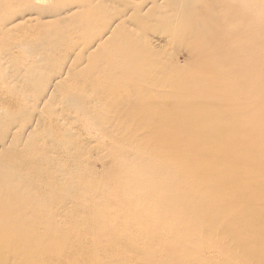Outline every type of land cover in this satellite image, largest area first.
I'll return each mask as SVG.
<instances>
[{"label":"rangeland","instance_id":"rangeland-1","mask_svg":"<svg viewBox=\"0 0 264 264\" xmlns=\"http://www.w3.org/2000/svg\"><path fill=\"white\" fill-rule=\"evenodd\" d=\"M257 2L258 0H43L39 2H36L34 0H0V50L2 49L7 50L5 56L1 60L2 63H0V73L3 72L4 74H7L6 75L7 79H9L8 77H10L12 74H15L16 76L17 71L19 75L18 78H17L18 75L15 77V83L13 82L12 84L11 83L6 84L7 82L0 78V124H1L0 132L2 131L1 132L2 134L0 133V136H2L4 133L5 134L8 133V135L6 136V138L7 137L8 138L7 139L4 138L3 140L6 141L5 145L7 146H5V149L3 150H1L0 148V174L1 175L4 174L2 177H0V179L3 181L6 178V180L8 181L7 174H9V172L14 174L15 185L17 182L16 186L19 185V188L17 187L18 190L16 187L14 188L16 189V192L15 195L13 196V199L15 198V200H18L17 197H20L18 193L23 195L25 193V190L27 189L28 191L29 190L28 188L30 187V190L34 192V193L32 192V194L33 196L35 195L33 197V200L35 201L34 198L38 194L39 195L36 197V199L42 197L43 195L40 196V194H45V191L47 193L49 192L50 189L49 185L50 187L53 185L56 186L57 187L56 192L54 193L50 191L49 193L51 195H49L48 193L50 198L49 199L47 198L46 200L44 199L45 202H47V200L48 201L51 200L50 202L51 206L49 205L50 207H47L45 212H48L50 210L51 212H55V210H57L56 208L59 207L60 205L61 207L68 209L66 211L64 210L66 213L73 212L74 219H68V220L63 219V217L61 216L63 215V213L60 214L61 218L58 215H56V217L54 215L53 216V221H55L54 225L55 223L59 224L58 229L59 228L62 229L66 226V228L62 229L64 232L65 231L73 232L74 237L72 238L68 237L67 239L70 238L71 240L72 239L82 240V242L80 243L78 241L77 244H75L76 242L71 243V245L68 244V246L66 247V249L68 248L67 251L74 252L76 251V249H79L80 247L83 248L84 245H85L84 249H86L88 248V246L86 247V242H88L87 245L89 244V242L91 243L89 244V248L92 245L93 247H96V250H102L101 246L97 244L95 245V243L99 244L100 243L99 240L101 239L105 240V238H107L111 240V242L108 245L112 247L108 248L109 252L104 251L107 258V262L105 264H123L124 258H119L121 257V255L125 256L129 260L127 264H154V261L156 260L157 256H159V254L162 251L165 255L163 259L161 257V260H163L161 264L170 261L169 258L177 257V255H178L177 258L179 259L181 258L179 260L181 264H183L182 263L183 260H185V262L189 264L190 261L188 256L187 257L185 256L186 254L178 252L175 248L173 250L170 249L171 251H168L169 248L167 246L165 247L161 243V238L165 236H166L165 238L167 239L170 237H173L174 240L179 239L174 237V234L175 236H178L177 232L179 230L176 232L177 234L175 232L172 231L170 232V230H168L166 231L167 233L166 235L159 236L160 237L159 239L154 240L155 242H152L151 239L153 237V234L150 231L156 229H158L159 231V229L162 228V225L159 226V223L156 219H151L148 221V226L150 227V229L147 232L143 233V238L136 240L137 241L136 245L140 247L141 251L140 252L136 250L131 251L129 249V244L135 240L132 241L130 239L129 236L130 233L125 234L122 232L121 235V233L117 232L116 229H114L115 231H111V232L118 233V235L107 236V235L99 234V231H102L101 229L103 225L101 223L102 221H105L106 223L105 225H109L107 219L102 220L103 219L102 214L113 213L112 211L113 209L111 208L106 209L103 207V209L98 210L96 208H93L94 205L90 203L91 200L90 198L84 199L82 197L83 200H85L84 204L79 203L78 201L76 202L70 201L72 198H78V195L81 196L79 193H83L86 190L94 191L96 193L95 195L98 196L97 200L96 199L94 200L99 201L106 194V190H107L106 182L108 180L110 179L112 180L116 176L123 177L125 175L128 176L131 175V173H121L120 171H113L116 166V158L119 155L116 156L113 155L112 148L108 146L110 140L105 138L104 137L105 134L102 133L104 132L103 126H105L104 125L105 116L101 112L98 115L89 114L86 107L82 106L81 97L83 94L84 96L86 95L90 99H93L95 101H100L102 96H106L107 94H109L113 97L117 96L119 99H123L124 97L127 96V94L142 93L146 88L148 89L145 93L147 95H151L155 91L154 89H160L163 87L161 90L164 93H170L172 95H177V96H184V94L186 95L188 93L190 96H192L193 102L195 104L194 105L190 104L188 108L192 109V111L196 110L195 112L196 114H198L197 109L199 110L201 109L202 110V111L200 110L201 113L207 112L206 115L202 114L199 115L198 117L199 118L203 117L204 119V120L202 119L203 125L207 127L210 126L212 128V129L210 128V131L204 130L202 134L209 135L210 138H214L215 141L214 143H223L226 138L225 136H228L229 132L235 133L234 131L235 127L233 126L232 121H235L234 122L235 124L236 123L243 124L245 122L246 123L248 122L247 124L250 126H253L255 124L253 126L254 128L253 127L252 128L253 129L257 128L259 130L258 132H260L261 130V135L263 136L262 138H264V133H263L264 131L262 132V130H264V57H263L264 56L263 55L264 54L263 53L264 14L262 13L263 16L260 13H259L260 16H257L258 13L255 14L254 16H252V14H249V16L247 15L245 17L244 15L246 14H241L238 10L240 7L247 10L249 9V11H252V9H254L255 11L257 9ZM154 3H156L158 6L155 5ZM240 11H242V9ZM118 18H121V20L129 19L131 20V22L129 24V21L126 20L128 25L125 24L126 29H124L117 25ZM127 26L129 28V33L134 35L133 36L134 43L132 44H131L132 41H128L126 39V36L128 34L126 32V30H128ZM109 27L113 29L115 32L114 39L110 44L105 45L104 48H102L103 50L102 49L99 50L98 52L99 62L92 65L94 68L98 67V64L100 65V61H101L100 59H103V56H105L104 58H106L107 56L110 55L115 56L119 54L121 56H124L129 52H130L129 54L133 53L131 49L133 46H135L136 43L141 49H144L143 47L144 44L145 49H148L149 51L151 50L154 53L155 59H157L156 60L157 62L155 61V64L157 65L159 64V67L155 65L156 67H158V69H156L155 66L148 64L149 63L148 59L147 61H145L146 59L141 60V61H145V63L141 62L142 64H140L139 63L140 61H138V64L140 65L134 63L135 59H133L134 61L132 60V62L134 64V67L138 65L139 68L137 67L136 68L137 70H141L142 74L140 75L141 78L138 80L135 79L139 74L133 76L130 79H126L127 82L130 80L135 81L134 85H132L130 89H128L129 90L128 93L127 90L120 89V87L126 86V82H124L123 84V81L114 79L113 75H111L109 81L105 80L103 77L94 81L93 77L91 79L85 80L84 75L80 76L81 74H78L77 77L79 76V78L78 80L74 81L72 87H68L63 91L58 89L54 91L50 97L43 98L36 102V96L38 95L40 96L42 94L45 85L49 84L48 88H51L50 87L52 85L51 82H53V80L56 79L54 77L56 76L54 75V72L58 70L56 72L57 76L59 75L58 73L59 71H62L63 73L66 72L67 71L66 65L68 66V63L70 62L72 63L75 60L76 56L79 54V52L88 53L91 52V50L95 49L97 46L98 39L105 34L102 31V29L104 30ZM125 41L127 43H125ZM23 47L24 48L26 47V50L29 49L27 51L28 53L31 54L33 53V56L31 58V60L33 61L32 63L31 62L29 63V61L31 60L23 59L25 57L24 54L26 55V50H24ZM261 53L262 56H260ZM19 54L21 56H19ZM36 55H38L39 57L37 58V61H39L38 64H36L37 61L36 63H34L33 60V58ZM27 56L28 55H26L25 58H28ZM131 57H124L125 60L123 59V61L121 62L117 60V62L119 63L118 67L127 66L128 69V65L129 66L131 65L129 63L131 62L130 61ZM26 60H28V62ZM30 64H32L31 67ZM87 64H89L90 66L89 60H87L86 63H84L79 68H77V72L80 73L79 71H81L82 68L87 67ZM23 67H25L24 68L25 70L23 69ZM61 67L64 70L63 69L61 70ZM163 69L165 70L164 72H162ZM108 70H109V66L105 73L111 74V71ZM158 70L159 72H156ZM100 72L101 71L98 72L97 68L93 71V73H100ZM3 73L1 74L4 75ZM20 77L23 78L20 79L21 81L19 80ZM173 78L174 80H172ZM176 78L180 79L179 82L182 83V85L179 84L177 86ZM26 80H27V84L25 83ZM32 80H34V82H32ZM22 83L23 84L25 83V85H21ZM36 83L39 85L42 84V86L37 87ZM104 84L107 86L110 84L117 85L120 90L117 91L116 90L117 88L115 89L112 88L113 90L111 92L104 93L105 90H103V88L100 86ZM128 84L130 83H127V85ZM157 84H159L158 87ZM186 86L190 88V89L187 88V91L189 92L184 91V88ZM192 88L193 90H195V92L192 90ZM196 89L198 90V92L196 91ZM202 89L203 91H201ZM49 90L50 89H48V91ZM70 91L78 94L77 97L73 99L70 98L71 97L69 96ZM196 93L197 94L199 93V95H197ZM229 94L231 95L229 96ZM215 95L217 96L215 97ZM211 96L214 100L211 98ZM231 96L234 98V103L232 102L233 98ZM108 97L110 98V96ZM150 97L151 96L145 98L147 99L146 102H150L149 100ZM225 98H226L225 100L226 102H221V100ZM45 99L47 100L45 101ZM175 99H176L175 97H171L172 103L175 101ZM236 99L240 100L241 103L240 101L238 102V100ZM163 101L167 102V98H164ZM200 102H203L204 104L199 106ZM74 105H77V110H75L77 111V114H75L76 117L79 115V117L77 118H80V120L82 118L84 120L85 117L86 119L85 122L87 121V123L84 124L85 125L87 124L86 126L89 127L87 128V130L84 124L83 125L85 127L81 125L83 120L81 122L78 119V122H80L78 123L76 117L73 115L74 114L72 113V111L74 110L73 108H76V106ZM78 107H80V109L83 112L82 111L79 112ZM217 107L219 109H217ZM234 107L237 110L236 109L232 110L234 109ZM149 108L152 110H156L157 112L160 113L163 110H165L167 106L164 107L159 103H153L151 106H149ZM144 109L145 108H143V110ZM168 109L169 108H167L166 110L168 111ZM238 110H241L239 111L241 114L238 113ZM99 111L100 109H97L96 113ZM233 111L234 112L237 111V113L235 114V117L237 115L236 119L235 117H232V113L234 114ZM55 114L56 116H53ZM57 114L60 116H58ZM147 114L151 115L150 113ZM238 114L241 115V116L239 115L240 117H245V121L243 120V118L239 119L240 117L238 116ZM163 115H166V112H163ZM227 115L229 116L230 120L232 118L233 119L230 121ZM71 116L75 118L73 119V117ZM55 117H58L60 119V122H58L59 124L57 122L55 123V119H54ZM11 118L12 119L14 118L15 120L13 119L12 120L13 122H11L10 121ZM221 118H227V120ZM237 118L238 121L241 120V122L240 121L238 122ZM249 119L250 121H248ZM91 122L92 124H90ZM251 122L254 124L251 125L250 124ZM150 123L152 126L156 125L153 121ZM8 125L11 126L10 131H8L9 130ZM88 125H91L92 127ZM217 126L223 129L220 130V128H218ZM225 126L228 127V130ZM237 126L239 125H236V127ZM242 126L245 127L247 125L243 124ZM250 126L249 127L247 126L248 128H246V131H248V133L245 131L244 128L241 127L236 128L238 129L236 130V133L244 132V134L247 133V135H249L250 133L252 134V138H253V135H255L256 130H253ZM5 128L7 129L4 130ZM70 128L73 129L75 133L73 132L72 135H66V130ZM99 128L101 132H99L100 131ZM170 128H171V124L164 125L161 128H159V130H161L163 134L166 133L165 131H167L169 134L171 130ZM233 128L234 130L231 132V129ZM83 129L85 130L84 132ZM242 129H244V131L239 132V130ZM88 130L89 132H87ZM85 132L87 133L86 135H84ZM11 133L15 134L14 139H12L11 135L13 134ZM98 133L102 134V136L99 135ZM75 135L76 138L78 139L75 138L73 140ZM67 138L69 139V141ZM210 138H208L209 140L205 139V141L213 142V139L210 140ZM190 139L192 140L195 139L194 141H196L197 138H190ZM65 140L68 141L69 143L70 141L73 142L77 140L76 142L80 143V146H79V150L77 151L78 153L75 154L74 158H71L69 156L71 158L69 159L68 156L62 155L63 158L61 156L60 159L61 162L58 163L55 161L56 164L58 163L60 165L61 163L60 166L57 164L58 168L57 165L56 168L59 170L57 171V173L59 174L63 173L62 174L64 176V177L62 176L63 182H61L60 184L57 183L53 173H50L51 177L49 178V180L48 179L47 180L42 179L43 181L38 180L39 177L44 174L41 173L42 172L41 167L50 169V166H46V163L44 164L42 160L41 163L42 166L40 168L30 170V168L28 167L34 166V162L39 161V159H37L39 153L44 155V152L45 153L64 152L65 150L62 149L61 147L63 146ZM199 140L200 143H202V139ZM89 141H90L89 145L93 144L95 148L85 147V143ZM252 141L253 143L258 142L255 136L252 139ZM46 143L52 145V146L48 145L47 146L48 148L45 147L47 150L44 148V145ZM61 143L62 145L59 146ZM13 150L14 151L16 150L14 154L17 155V159L19 157V159L22 160L19 167L17 166L16 163L15 165L14 163H11L13 156L11 155L12 152L11 153L9 152ZM261 153L263 156L264 147ZM252 156L255 157L254 155ZM58 157L60 158V156ZM64 157L66 158V161ZM128 158L131 161H134L132 157L129 156ZM62 160H64L63 163ZM263 161L264 160H262V162ZM55 163H53V165ZM9 165L11 166V168L9 167ZM23 165H25V167ZM61 166L63 167L61 168ZM73 166L75 170L73 169ZM2 168L4 169L2 170ZM22 173L24 175H21ZM70 177L71 178L76 177L73 186L71 185V182H69L70 180L67 181L68 179H70ZM32 178L35 179L34 181H36L37 183L33 182ZM45 178H46V174H45ZM2 181L0 182V184H3ZM5 181H3L4 184ZM23 181L25 183L28 182L29 187H27V184H25ZM38 181H40L41 183ZM20 184L23 185L21 186ZM35 184L36 187L33 186ZM40 184L42 186H40ZM45 186L47 189L45 188ZM23 187L26 189H23ZM33 189H35V191ZM123 190H125V188ZM123 190L120 191L119 194H123ZM22 191L24 192L21 193ZM66 191H68V193L70 194H68ZM232 191L239 196L248 195L247 193L238 191L237 188ZM65 192L67 193V196ZM128 194L129 193H127L126 191V196ZM29 195H31V193H29ZM63 196L65 198H63ZM53 200L55 201L53 202ZM40 201L41 198H39L38 202ZM14 203L18 204L19 206L23 205L22 201L18 203L17 202ZM82 206L85 207L82 208ZM209 206L214 207L215 204L212 203L209 204ZM258 212L264 213V207H260ZM19 217L20 216L15 218H19ZM79 217H85V222L88 223V221H92V223H90L89 225H85L83 221L79 222L78 220ZM27 219L28 218L25 217L24 221ZM214 219L217 220V218ZM62 220H64L63 221L64 223L62 222ZM65 220H67L68 222L66 221L65 223ZM213 220L211 221L212 225H210L211 224L210 223L208 224L209 226L208 225L205 226V227L208 226L209 229L207 228L203 229V227L200 228L199 225V227L197 226L199 228L197 229V231H195L196 227L193 226L196 225V223L195 224L186 223L187 228L188 226L190 229L192 228V235L194 234L195 236L193 235V239L191 241H195L194 243L196 246L201 242L200 240L204 238L205 233L203 232L206 231V229L209 230L208 232H211L213 235L212 236L211 233L209 234L206 232V238L208 236H210V238L213 237L212 238L213 241L210 239L211 243L210 242L207 243L209 237L207 240L206 238H204L202 240V243L199 244L201 247H196L194 246V243H192L190 240L189 241L187 240L186 244L189 245L193 244V245L192 246L190 245L191 247L189 245H186L189 247H184V249L189 251L195 249L203 250L200 251L203 255V256L201 255V257L203 258L200 257L197 264H230L232 260L240 261L241 259L242 260L244 259V261L246 260L245 263L249 262L250 254L249 253L247 254L246 251L244 252L245 250L244 248L239 249L235 247L234 243L231 242L233 239H231V241L227 240L229 236H230L229 238H231L232 236V233H230L231 232L230 226L226 225V222H224L225 220L228 221L227 218L225 219L223 218L222 221L220 217V219L218 218L219 221L217 220L218 222H215L214 220V224H213ZM20 221L22 222L23 218ZM224 223L225 226H227V228L225 229L223 226ZM39 227H43V225L40 224ZM190 229L189 231H191ZM213 229L215 230V232ZM182 231L185 234H187L186 231L184 230ZM129 232H134V229L133 228L129 229ZM241 232L244 233L243 231ZM199 233L200 236L203 235L202 236L203 238L199 236ZM171 234L173 236H171ZM251 234L253 235V232ZM196 235L199 237H197ZM214 235L216 237H214ZM48 236L50 235L47 234L46 237ZM263 236L264 235H262V238H264ZM80 237H85L87 240L89 238L90 241L89 240L86 241V239L84 238L81 239ZM125 237L126 239H124ZM194 237L196 239H194ZM173 238L171 240H173ZM197 238H200V240L198 239V241L196 242ZM243 238L247 240H249L250 238L252 240L255 239V237L251 235L248 237L246 235V237ZM113 239H118V241L115 243L113 242ZM223 239L224 240L226 239L225 243L223 242L224 241ZM83 240H85L84 241L85 243L83 242ZM124 240L125 242H123ZM205 240L207 242H205ZM214 240L218 243H215ZM252 240L251 242L249 240L250 244L254 242ZM219 241L221 243H219ZM222 242L226 244L225 247L230 246L232 244L234 248L233 247L231 248L233 249L237 248L238 250H240V252H238V250L233 252L232 251L233 249L231 250L228 249L229 247H227V251L225 248L226 254L223 253L225 255L224 257L223 254L222 253L220 254L219 250H217L221 246V245L219 246V244H222ZM155 243L157 244L160 250L158 251L156 249L155 251H152L151 249H148L147 251V247ZM79 244H81L82 246H80ZM167 244L169 243L167 242ZM21 245L22 244H20L19 246L21 247ZM216 245H218L219 247L213 248V246ZM180 246H182V244ZM184 246H185V242H184ZM70 248H72L73 250ZM210 248L214 250L212 251ZM204 249H206V251ZM215 250H217L218 252H216ZM228 251H230L232 255L236 254V252L238 254H236L237 256L231 255V257L234 258L229 259L228 257L230 256L229 254L230 252ZM98 253H103V251H98ZM115 253H117L118 255ZM151 253L154 254L153 259L151 257L152 255H150ZM213 253L215 254V256ZM181 254L184 258L180 257ZM210 254L213 255L210 256ZM219 254L222 255L224 258L222 259ZM239 254L240 256H238ZM243 255L244 257L246 256L247 257L243 258ZM81 256L82 255H80L79 257ZM213 256L214 258L211 259L210 261L209 259ZM75 257L76 258H74L75 259L74 261H76V263L74 261L73 262L71 261L72 260L71 257H68L66 262H64L63 264L67 262L68 264L69 263L71 264V262L72 264H78L80 263V261L83 260L84 262L85 260L83 258L84 256L81 257L82 260L78 256ZM205 257L208 258L206 259ZM220 259L223 260L222 263L219 262L221 261Z\"/></svg>","mask_w":264,"mask_h":264},{"label":"bare ground","instance_id":"bare-ground-1","mask_svg":"<svg viewBox=\"0 0 264 264\" xmlns=\"http://www.w3.org/2000/svg\"><path fill=\"white\" fill-rule=\"evenodd\" d=\"M34 1L39 2V1H43V0H34ZM263 1L258 0L257 9L255 11H254V9H252V11H249V9L247 10V9L240 8V7L238 10L241 14H246V15H244L245 17L247 15L249 16V14H252V16H254L257 13H258L257 16H260V14L261 15H262V13L264 14V7H263L264 2ZM260 2L261 3L263 2L262 3L263 5ZM259 3H260V5H259ZM154 4L157 5L156 3H154ZM241 9H242V11H240ZM258 19H259V17H258ZM126 20H128L129 24H130L131 20H129V19H126ZM126 20H124V19L121 20V18H118L117 19V22H118L117 25L121 28L126 29L125 26L128 25ZM131 25H132V23H131ZM3 27H4V25H3ZM127 28H128V26H127ZM153 30H154V28H153ZM102 31L105 34L101 38L98 39L97 46L95 49L91 50V52H88V53L87 52H79V54L76 56L75 60L72 63L71 62L68 63V66L66 65V70H67L66 72L63 73L62 71H59L58 76L56 74V72L58 70H56L54 72V75H56L54 77L56 79L53 80V82H51L52 83V85L50 86L51 88H48L49 84L45 85L43 88L42 94L40 96L39 95L36 96V102L38 100L43 99V98L50 97L53 94V92L58 90V89L63 91L64 89H66L68 87H72V84H74V81L78 80V78H79V76L77 77L78 74H81L80 76L84 75L85 80L91 79L93 77L94 81H96L102 77L105 80L109 81L111 78V75H113L114 79L119 80V81L120 80L123 81V84H124V82H126V86L120 87V89H125V90H127V93H128V91H129L128 89H130V87L132 85H134L135 81L130 80L127 82L126 79H130L137 74H139V75L137 76V78L135 80H138L141 78L140 77V75L142 74L141 70H137V68H139L138 65L142 64L141 62L145 63V61H147V59H148V62H149L148 64H150L152 66L156 65L159 67V64L158 65L155 64V61L157 59H155L154 53L151 50L149 51L148 49H145L144 44H143L144 49H141L135 43V46H133L131 49L133 52L131 54H129L130 53L129 52L128 54H126L124 56H121L119 54L115 55V56L110 55V56H107L106 58H104L105 56H103V59H100L101 60L100 65L98 64V67L95 66L97 68L98 72L99 71H101V72L100 73H93V71L96 68H94L92 65L99 62V56H98L99 50L104 48L105 45L110 44L112 42V40L114 39V35H115L114 30L111 29L110 27L107 29H104V30L102 29ZM126 32L128 33L126 36V39L128 41H132L131 44L134 43V37H133L134 35L129 33V28H128V30H126ZM144 41H146V40H144ZM125 43H127V42L125 41ZM23 49L26 50V47L25 48L23 47ZM3 50L4 49L0 50V63H2L1 60L5 56L6 51H7V50H4V51ZM28 50L29 49L26 50V55H28L27 56L28 58H25L26 55L23 53L25 56L23 59L31 60L33 53L32 54L28 53L27 52ZM261 51H263V50H261ZM22 52H24V51H22ZM263 53H264V51H263ZM19 56H21V55L19 54ZM260 56H262V53L260 54ZM124 57H131V60H130L131 62L133 59H135V61L133 60L134 63L138 64V61H140L139 62L140 64H138L137 66L135 65L137 68L134 67L133 62L132 63L129 62L131 65L130 66L128 65V69H127V66L118 67L119 63L117 62V60H119L121 62V61H123ZM37 58H39L38 55H36L33 58L34 63H36ZM143 59H146V60L141 61ZM28 60H26V61L28 62ZM87 60H89L90 66H89V64H87V67L82 68L81 71H79L80 73H78L77 68H79L84 63H86ZM18 61H20V60H18ZM30 62L32 63L33 61L31 60V61H29V63ZM38 63H39V61H37L36 64H38ZM129 63H127V64H129ZM31 65L32 64H30V67H31ZM108 66H109L108 71H111V74L105 73ZM156 66H155V68L158 69V67H156ZM24 68L25 67H23V69ZM29 69H31V68H29ZM62 69L63 68L61 67V70ZM150 69H152V68H150ZM260 70H262V69H260ZM121 71H122V73H121ZM164 71L165 70L163 69L162 72H164ZM156 72H159V70ZM260 72H262V71H260ZM1 73H3V72H1ZM107 74H108V76H107ZM4 75L1 74L0 78L5 80L7 82L6 84H8V83L12 84L13 82L15 83V77L18 75V71H17L16 76H15V74H12L10 77H8L9 79H7V77H6L7 74H4ZM18 77H19V75L17 76V78ZM21 78L22 77H20L19 80ZM70 78H72V79H70ZM16 80H18V79H16ZM172 80H174V78ZM176 80H177V83H176L177 86L179 84L182 85V83L179 82L180 79L176 78ZM32 82H34V80H32ZM25 83L27 84V80ZM25 83L24 84L22 83L21 85H25ZM127 83H130V84L127 85ZM14 86H15V84H14ZM41 86H42V84H40V85L37 84V87H41ZM100 86L103 88V90H105L104 93L111 92L115 88H117L116 89L117 91L120 90L117 85H111L110 84L107 86L104 84V85H100ZM158 86H159V84H157V87ZM207 86H209V85H207ZM162 88L154 89L155 91L151 95H147L145 93L148 89V88H146L142 93L127 94V96L124 97L123 99H119L117 96L113 97V96L107 94L108 96H110V98L107 95L102 96L100 101H95L93 99H90L86 95L84 96L82 94V97H81L82 106L86 107L89 114H93V115L97 114L98 115L101 112L105 116V119H104V125L105 126H103L104 132H102V133L105 134L104 135L105 138L110 140L108 143V146H110L112 148L113 155L114 156L119 155L116 158V166H115L113 171H120L121 173H131V175H129V176L125 175L123 177L122 176H119V177L116 176L112 180L110 179L111 181L108 180L106 182L107 183L106 184V189H107L106 194L99 201L94 200V199L97 200L98 196H96L95 195L96 193L92 190H88V191L86 190L83 193H79L81 196H79L76 193L78 195V198H72L71 200L70 199L69 200L71 202L78 201L79 203L84 204L85 200H83V198L84 199L90 198L91 199L90 203L92 205H94L93 208H96L98 210L103 209V207L106 209H108V208L113 209L112 210L113 213L102 214V218H103L102 220L107 219V222L109 225H105L106 224L105 221H102L101 222L103 224L101 227L102 231H99V234L100 235H107V236L118 235V233L111 232V231H115L114 229H116L117 232L121 233V235H122V232L125 234L130 233L129 234L130 239L132 241L135 240V241H133L134 243L131 242L129 244V249L131 251L132 250L133 251L136 250L138 252L141 251L140 247L136 245L137 244L136 240L143 238V233L147 232L150 229V227L148 226V221L151 219H156L159 223V226L162 225V228H160L159 231H158V229L150 231L153 234V237L151 239L152 242H155L154 240L159 239L160 238L159 236L166 235L167 234L166 231H168V230H170V232L172 231L175 233L179 230L177 232L178 234L176 233L178 236H175V234H174V237L179 238V239L174 240L173 237H170L167 239V238H165L166 237L165 236V237L161 238V243L165 247L167 246L169 248L168 251H171L175 248L178 252L186 254L185 256L186 257L188 256L189 261H190L189 264H197V262L199 261V258L202 255V253L200 251H203V250L195 249V250L189 251V250L184 249V247H189L191 245V244L190 245L186 244V241L187 240L191 241L193 239V235H194V234L192 235V228L190 229L189 226L187 228L186 225L190 224V223H193V224L196 223V225H193L194 227H196L195 231H197V229H199L198 228L199 225H200V228L203 227V229H205V228L209 229L208 224H210L214 218H217V220H218V218L220 219V217H221V220L223 218L224 219L227 218L228 221L225 220L224 222H226V225L230 226V229H231L230 233H232V236H233V237L231 236V238H229L230 233H229V235L227 234L229 236L228 237L229 239L226 237L227 240L231 241V239H233L231 242L234 243L235 247H237L239 249L244 248L245 249L244 252L246 251L247 254L248 253L250 254V259H249L250 261L249 262L245 263L246 260L244 261V259L243 260L241 259L240 261L239 260H236V261L232 260V262L230 264H264V238H262V235H264V213L258 212L260 207H264V161L262 162V160H264V155L262 156V153H261L262 149L264 147V141H262V140H264V138H262L263 136L261 135V130H260V132H258L259 130L257 128L253 129L254 128L253 126L255 125L254 123H252L253 121L250 123L251 125L254 124L253 126L248 125L247 124L248 122L243 123L244 125L246 124L248 127L249 126L251 128L253 127L252 128L253 130H256L255 135H253V138L255 136V138H257L258 142L253 143L252 134L249 133V135H247L248 131H246V128H248V127L247 126L243 127L242 126L243 124H237V123L235 124L234 123L235 121H232L233 126L235 127V130L233 128V129H231V132L234 130L235 133L229 132L228 136H225L227 138V139L225 138L226 142L224 140V142L222 141L223 143H214L215 142L214 138H210L209 135L202 134L204 132V130L210 131L211 127L210 126L207 127V126L203 125V123H202V121L204 120L203 117L202 118L198 117L199 115H202V114L206 115L207 112L201 113L202 110L200 109L201 110L200 111L199 109H197L198 114H196L195 113L196 110L192 111V109L188 108L190 106V104H192V105L195 104L193 102L192 96H190L188 93L186 95L184 94V96H177V95H172L170 93H164L161 90ZM187 88H188V86H186L184 88V91H187ZM48 89H50V90L48 91ZM188 89H190V88H188ZM192 90H193V88H192ZM193 91L195 92V90H193ZM196 91L198 92L197 89H196ZM201 91H203V89ZM187 92H189V91H187ZM221 92H223V91H221ZM260 94H261V92H260ZM77 95L78 94H76L72 91L69 92V96H71L70 98H72V99L76 98ZM197 95H199V93ZM230 95L231 94H229V96ZM148 96H151L149 98L150 102H146L147 99H145V98H147ZM216 96L217 95H215V97ZM171 97L176 98L173 103L171 101ZM181 97H183V98H181ZM194 97H196V96H194ZM164 98H167V102L163 101ZM211 98H212V96H211ZM85 99H86V101H85ZM238 99H236V100H238ZM46 100L47 99H45V101ZM66 100H67V98H66ZM225 100H226V98L221 100V102H226ZM73 101H75V100H73ZM239 101L240 100H238V102ZM232 102L234 103V98H233ZM153 103H159V104L163 105L164 107L167 106V108H169V109L167 111L166 110L167 108H166L165 110H163L162 112L159 113L156 110H152L149 108V106H151ZM240 103H241V101H240ZM39 104H40V102H39ZM203 104H204L203 102H200L199 106H201ZM74 106H76V108H73L74 112L72 110L71 111H72V113H74L73 115L76 117L75 114H77V111H75V110H77V105H74ZM224 106H226V105H224ZM224 106H222V107H224ZM232 106H234V105H232ZM71 107H73V106H71ZM138 107H139V109H138ZM219 107H220V105H219ZM78 108H79V112L82 111L80 109V107H78ZM143 108H145V109L143 110ZM240 108H241V106H240ZM97 109H100V111L96 113ZM217 109H219V108L217 107ZM235 109L236 108L234 107V109H232V110H235ZM239 111H241V110H238V113H240ZM82 112H81V115H82ZM163 112H166V115H163ZM229 112H230V110H229ZM147 113H150L151 115H148ZM236 113H237V111L234 112V114L232 113V117H235ZM240 114H238V116ZM48 116H49V114H48ZM51 116H52V114H51ZM53 116H56V114ZM58 116H60V115H58ZM6 117H8V116H6ZM71 117H73V116H71ZM75 117H73V119ZM77 117H79V115ZM77 117H76V119L78 122V119L80 120V118H77ZM83 117H84V114H83ZM230 117H231V114H230ZM236 117H237V115H236ZM236 117H235V119H236ZM81 118H82V116H81ZM242 118L245 121V117H240L239 119H242ZM13 119L11 118L10 121L13 122L12 121ZM54 119H55V123L60 122V119L58 117H55ZM221 119L227 120V118H221ZM228 119L230 120L229 116H228ZM82 120H83V118L80 121L82 122ZM85 120L86 119L84 117V120L81 123V125L83 127H85L87 125V124L86 125L84 124V123H87V121L85 122ZM89 121H88V123H89ZM152 121L156 124L155 126L151 125L150 122H152ZM237 121H238V118H237ZM239 121L241 122V120H239ZM248 121H250V119ZM5 122H7V121H5ZM78 123H80V122H78ZM90 124H92V122ZM169 124H171L170 133L168 134V132L165 131L166 133L163 134L161 132V130H159V128H161L164 125H169ZM236 125H239V126H237L238 128H240L242 126L241 128H244L247 133L244 134V132H243L244 129L239 130V132L242 131L243 133H241V132L236 133V130H238V129H236L237 128ZM0 126H1V124H0ZM88 126H91V125H88ZM10 127L11 126L8 127V129H9L8 131L11 130ZM225 127L228 130V127L227 126H225ZM87 128H89V127L86 126V130H87ZM95 128H96V126H95ZM218 128H220V130L223 129L221 127H218ZM6 129L7 128H5L4 130H6ZM84 129H83V132L85 131ZM89 130L87 132H89ZM99 130H100V128H99ZM227 130H226V132H227ZM22 131H23V129H22ZM215 131H217V130H215ZM263 131L264 130H262V132ZM73 132H74L73 129H71V128L67 129L66 135H72ZM99 132H101V130ZM11 134H13V133H11ZM86 134L87 133L85 132L84 135H86ZM92 134H91V136H92ZM7 135H8V133H6V134L4 133L2 136H0V148H1V150L5 149V146H7V145H5L6 141H3ZM88 135H89V133H88ZM95 135H97V134H95ZM99 135L102 136V134H99ZM11 136H12V139L15 138V134H13ZM207 136H208V138H210V140L213 139V142L212 141H205V139H208ZM96 137H98V136H96ZM75 138H76V135L73 138V140ZM190 138H197V139H196V141H194L195 139L192 140ZM76 139H78V138H76ZM199 139H202V143H200ZM66 140L64 143L62 142L63 146L61 147L62 149L65 150L64 152H62V153H58V152L48 153V152H46L45 153L44 152L45 150L42 148L44 150V151L42 150L44 152V155L39 153L38 158H37V159H39V161L34 162V166L28 167V168H30V170L38 169L42 166L41 165L42 160H43L44 164L46 163V166H50L51 170L48 168L46 169V168L41 167V169H42L41 173H44V174L41 175L38 180H42V179H44V180L48 179L49 180V178L51 177L50 173H53L54 178H56L57 183L60 184L61 182H63L62 181L63 177H64L62 175L63 173H60V174L57 173V171H59L57 168L59 165L58 163L61 162V160H60L61 156L66 155V156H68L69 159L74 158L75 154L78 153L77 151L79 150V146H80V143L76 142L77 140H75L73 142L70 141V143L68 142L69 139H68V141H66ZM102 140H103V138H102ZM105 141H106V139H105ZM62 143L59 146H61ZM91 143H92V141H91ZM89 144H90V141L85 143V147L95 148L93 144L92 145H89ZM48 145L52 146L51 144L46 143L44 145V148L47 147ZM13 151L9 152V153L12 152L11 155L13 156L11 163H14V165L16 163L17 166L19 167L22 160H20L19 157L17 159V155L14 154L16 150L14 152ZM54 153L55 154L58 153V154L55 155ZM252 155H254L255 157H253ZM58 156H60V158ZM63 156H62V158H63ZM129 156L132 157L134 159V161H131L128 158ZM261 158H263V159H261ZM55 161L58 162L57 163L58 165L55 163ZM65 161H66V158H65ZM63 162H64V160H62V163ZM53 163H55V164L53 165ZM25 165H23V166L25 167ZM56 165H57V168H56ZM60 165H61V163H60ZM23 166H21V167H23ZM9 167L11 168L10 165H9ZM62 167L63 166H61V168ZM71 168H72V166H71ZM3 169L4 168H2V170ZM73 169H74V166H73ZM29 173H30V171H29ZM45 174H46V178H45ZM3 175L0 174V177H2ZM7 175H8L7 176L8 181L6 180V178H5L6 181L3 180V181H5V184L0 179L2 181V183L4 184V185L0 184V264H59V263L63 264L64 262H66L68 257H71V259H72L71 261L73 262L75 260L74 258H76L75 256L79 257L80 255H82L81 257L84 256L83 258L85 259L83 262L82 258L79 257L82 260V261L79 260L81 264H105L107 262V258H106L104 251H108V248L112 247V246L108 245L111 242V240L107 239V238H105V240H102V239L99 240V242H100L99 244L95 243V245L97 244V245L101 246L102 250H96V247H93L92 245H91L92 247L90 246V248H89V244H91V243L89 242V244L87 245L88 242H86V247L88 246V248H86V249H84V247H85V245H84L83 248L80 247L79 249H76V251H74V252L72 251L73 250L72 248H70V249H72L71 250L72 252L67 251L68 248L66 249V247L68 246V244L71 245V243H75V242H76L75 244H77L78 241L80 243V242H82V240H78L77 238H76L77 240H74V239L71 240L70 238L67 239L68 237H71V238L74 237L73 232L72 231H65L64 232L62 229L66 228V226L64 228L61 227L62 229H60V228L58 229L59 224L55 223V225L56 224L57 225L56 226L54 225V222H55V221H53L54 215L56 217V215L60 216V214L63 213V215H61L63 217V219L68 220V219H74L73 212L66 213L65 211L68 209L61 207V205L56 208L57 210H55V212H51V210L48 212H45L47 207L51 206L50 205L51 200L50 201L47 200V202H48L47 203L44 201V199L46 200L47 198L48 199L50 198V196H49V195H51L49 193L50 191L54 192V193L56 192V189H57L56 186H54L52 184L53 186L50 187V185H49V188H50L49 192H48L49 195L46 191H45V194H40V196L41 195H43V196L39 197V198H41V201L38 202L39 198L36 199V197L39 194L38 195L36 194L37 196L34 198L35 199V201H34L33 197L35 195L33 196V194H32L33 191L30 190V187L28 186V182L25 183L23 181L25 184H27V187H29L28 188L29 190L27 191V189L23 187V189H26L25 193H24L25 195L24 194L21 195L18 193V195L20 197H17L18 200H15V198L13 199V196L15 195V192H16V189H14V188L15 187L19 188V185L16 186L17 182L15 185V177H14L13 173L9 172V174H7ZM21 175H24V174L22 173ZM26 178H29V177H26ZM68 178H69V176H68ZM75 179H76V177H72V178L70 177V179H68L67 181L70 180L69 182H71V185L73 186L75 183ZM34 180L35 179H33V182H36ZM33 182H32V184H33ZM38 182H40V181H38ZM45 183H46V181H45ZM33 186L36 187V184ZM40 186H42V185L40 184ZM75 187H76V185H75ZM18 188H17V190H18ZM45 188H46V186H45ZM124 188H125V190H123ZM236 188L238 189V191L243 192V193H247L248 195L247 196L237 195L235 192L232 191ZM35 189H33V190L35 191ZM122 190H123V194H125V195L119 194L120 191H122ZM126 191H127V193H129L127 196H126ZM23 192L24 191H22L21 193H23ZM66 192L68 193V191H66ZM66 192H65V194L67 196ZM29 193H31V195H29ZM54 193H52V194H54ZM68 194H70V193H68ZM232 194H234V195H232ZM44 195H45V197H44ZM64 196H63V198L66 197V196L65 197ZM55 200H53V202ZM21 201L23 204L22 206H19L18 204L14 203V202L18 203ZM212 203L215 204L214 207L209 206V204H212ZM84 207L85 206H82V208H84ZM18 216H20V217L15 218ZM61 216H60V218H61ZM235 216H236V219H235ZM25 217L28 219L24 221ZM211 217H212V219H211ZM22 218H23V221L21 222L20 220ZM67 220H65V223ZM78 220H79V222L83 221L85 225H89L90 223H92V221H88V223L85 222V217H79ZM214 220H215V222L219 221V220L217 221L216 219H214ZM214 220H213V224H214ZM49 221H50V223H49ZM63 221L64 220H62V222ZM18 223H20V224H18ZM40 224H42L43 227H39ZM60 224H61V222H60ZM206 225H208V226L205 227ZM210 225H212V223ZM193 226H191V227H193ZM223 226H224V229L227 228V226H225V223L223 224ZM220 227H221V225H220ZM131 228L134 229V232H129V229H131ZM232 228H234V229H232ZM189 229L191 231H189ZM207 229H206V231L203 232V233H205L204 238H206V232L209 234L211 233V232H208L209 230H207ZM182 230L186 231L187 234H185ZM241 231H243L244 233H242ZM181 232H183L184 234ZM214 232H215V230H214ZM252 232H253V235L251 234ZM47 234L50 236L46 237ZM209 234H207V235H209ZM179 235H181V236H179ZM182 235H184V236H182ZM211 235H212V233H211ZM246 235H247V237L250 235L255 237V239L253 238L254 240H252L251 238L249 239L250 242H251V240L254 242H252L250 244L249 240L243 238V237H246ZM171 236H173V235L171 234ZM191 236H192V238H191ZM199 236H200V233H199ZM199 236H197V237H199ZM202 236H200V237H202ZM208 237H209V239H208ZM208 237L206 238V240L208 239L207 240L208 242L206 240H205V242L209 243L211 240L213 241V239H212L213 237L212 238H210V236H208ZM214 237H216V236L214 235ZM80 238L86 239L85 237H80ZM122 238H123V236H122ZM172 238H173V240H171ZM124 239H126V237ZM194 239H196V238L194 237ZM198 239L200 240V238H197L196 242L198 241ZM203 239L200 240L201 241L200 243H202ZM88 240H89V238H88ZM88 240L86 239V241H88ZM225 240L223 241L224 243H225ZM84 241L85 240H83V242ZM117 241H118V239H113V242L116 243ZM92 242H94V241H92ZM120 242H121V240H120ZM123 242H125V240ZM167 242L169 244H167ZM184 242H185V246H184ZM191 242L194 243L195 241H191ZM223 242H222V244L224 246L222 244H219V246L221 245L222 247L221 246L219 247L218 245L213 246V248L219 247L217 250H219L220 254L221 253L226 254L227 247H229L228 249H231V250L234 248L232 244H231L232 246L229 244L230 246L225 247L226 244H224ZM212 243H214V242H212ZM215 243H218V242L215 241ZM219 243H221V242L219 241ZM20 244H22L21 247L19 246ZM181 244H182V246H180ZM199 244L196 246L194 243V246L201 247ZM70 245H69V247H70ZM79 245L82 246L81 244H79ZM186 245H189V246H186ZM231 247H233V248H231ZM225 248H226V251H225ZM237 248L233 249L232 251L233 252L237 251L238 250ZM148 249H151L152 251H155L156 249L158 251L160 250L156 243L147 247V251H148ZM206 249H204V250L206 251ZM211 250L213 251L214 249H211ZM211 250H210V252H211ZM217 250H215V251L218 252ZM98 251H103V253H98ZM114 252H116V251H114ZM149 252H151V251H149ZM228 252H230V251H228ZM238 252H240V250H238ZM115 254H117V253H115ZM115 254H113V255H115ZM224 254H223V256L225 257ZM229 254H230L229 257L227 256L228 253L226 255L229 259L234 258V257H231V255H232L231 252ZM236 254H238V253L236 252ZM236 254H234V255L237 256ZM150 255H152L151 257L153 259L154 254L151 253ZM164 255L165 254L162 251L159 254V256H157V258H156L157 261L155 260L154 264H161V262L163 261V260H161V257L163 259ZM212 255L210 254V256H212ZM234 255H232V256H234ZM214 256H215V254H214ZM214 256L211 257L209 260L211 261V259H213ZM220 256L222 259L224 258L222 255H220ZM238 256H240V254ZM85 257H87V258H85ZM177 257H178V255H177ZM177 257L169 258L170 261H168L164 264H181L179 262V260L181 258L179 259ZM180 257L184 258L182 256V254ZM246 257H244V255H243V258H246ZM119 258H124L123 264H127L129 261L125 256H122V255ZM201 258H203V257H201ZM205 258L207 259L208 257H205ZM236 258H238V257H236ZM19 261H20V263H19ZM222 261L223 260H221L219 262L222 263ZM237 261H238V263H237ZM72 262H71V264H72ZM74 262L76 263V261H74ZM80 263H78V264H80ZM182 263L184 264L187 262H185V260H183ZM224 263H225V261H224ZM65 264H68V262Z\"/></svg>","mask_w":264,"mask_h":264}]
</instances>
